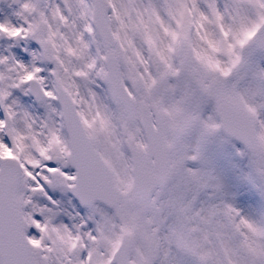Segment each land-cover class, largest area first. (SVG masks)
Listing matches in <instances>:
<instances>
[{
    "label": "snow or ice",
    "instance_id": "obj_1",
    "mask_svg": "<svg viewBox=\"0 0 264 264\" xmlns=\"http://www.w3.org/2000/svg\"><path fill=\"white\" fill-rule=\"evenodd\" d=\"M0 41V264H264V0H0Z\"/></svg>",
    "mask_w": 264,
    "mask_h": 264
},
{
    "label": "rangeland",
    "instance_id": "obj_2",
    "mask_svg": "<svg viewBox=\"0 0 264 264\" xmlns=\"http://www.w3.org/2000/svg\"><path fill=\"white\" fill-rule=\"evenodd\" d=\"M6 43H9V42L0 41V50L3 49ZM25 46L29 48L37 47V45H35L34 43H29L27 45L22 43L19 48H13L12 51L16 53L21 59L27 60L28 59L27 55L20 51V49ZM20 99H21V102L24 104V106L27 107L30 111L37 113V114L43 113L44 111L43 108L40 105H38L34 100H32L29 96L28 97L21 96ZM217 170L224 173L228 177L229 182L230 183L232 182V173L230 170V164L227 159H220L217 161ZM50 194L53 195L54 198H61L59 193H54V194L50 193ZM64 206L65 208H68L69 210H71V207L67 204L66 198H64ZM79 210L83 211L82 209H79Z\"/></svg>",
    "mask_w": 264,
    "mask_h": 264
}]
</instances>
